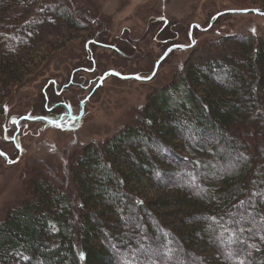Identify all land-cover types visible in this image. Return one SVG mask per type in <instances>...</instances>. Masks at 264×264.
<instances>
[{
	"label": "trees",
	"instance_id": "1",
	"mask_svg": "<svg viewBox=\"0 0 264 264\" xmlns=\"http://www.w3.org/2000/svg\"><path fill=\"white\" fill-rule=\"evenodd\" d=\"M31 2L0 0L9 74L14 46L37 28L35 15L21 18ZM78 12L47 8L71 28L83 26ZM210 44L211 60L157 91L134 124L74 156L68 185L32 171L29 199L0 220V261L264 264V36Z\"/></svg>",
	"mask_w": 264,
	"mask_h": 264
},
{
	"label": "rangeland",
	"instance_id": "2",
	"mask_svg": "<svg viewBox=\"0 0 264 264\" xmlns=\"http://www.w3.org/2000/svg\"><path fill=\"white\" fill-rule=\"evenodd\" d=\"M34 1L21 18L35 15L37 28L9 55L15 73L1 66L0 49V220L29 199L32 171L68 185L74 156L134 124L148 99L176 88L192 63L210 61L217 46L204 41L264 36V0ZM54 3L79 11L83 26L48 14Z\"/></svg>",
	"mask_w": 264,
	"mask_h": 264
},
{
	"label": "snow or ice",
	"instance_id": "3",
	"mask_svg": "<svg viewBox=\"0 0 264 264\" xmlns=\"http://www.w3.org/2000/svg\"><path fill=\"white\" fill-rule=\"evenodd\" d=\"M150 78V77H149Z\"/></svg>",
	"mask_w": 264,
	"mask_h": 264
}]
</instances>
